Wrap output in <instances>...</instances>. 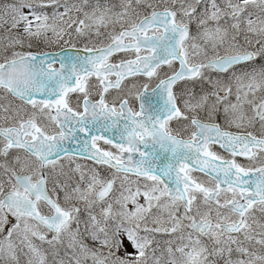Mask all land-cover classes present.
<instances>
[{
  "label": "snow or ice",
  "instance_id": "6c2138e0",
  "mask_svg": "<svg viewBox=\"0 0 264 264\" xmlns=\"http://www.w3.org/2000/svg\"><path fill=\"white\" fill-rule=\"evenodd\" d=\"M0 264H264V0L0 4Z\"/></svg>",
  "mask_w": 264,
  "mask_h": 264
},
{
  "label": "rangeland",
  "instance_id": "374dc122",
  "mask_svg": "<svg viewBox=\"0 0 264 264\" xmlns=\"http://www.w3.org/2000/svg\"><path fill=\"white\" fill-rule=\"evenodd\" d=\"M9 0H0V4L7 3Z\"/></svg>",
  "mask_w": 264,
  "mask_h": 264
}]
</instances>
